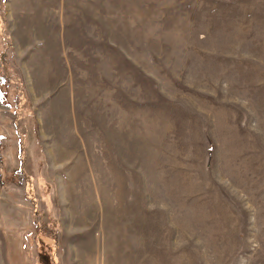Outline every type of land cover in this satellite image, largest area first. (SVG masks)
Instances as JSON below:
<instances>
[{
  "label": "rangeland",
  "instance_id": "1",
  "mask_svg": "<svg viewBox=\"0 0 264 264\" xmlns=\"http://www.w3.org/2000/svg\"><path fill=\"white\" fill-rule=\"evenodd\" d=\"M0 159L14 264H264V0H0Z\"/></svg>",
  "mask_w": 264,
  "mask_h": 264
},
{
  "label": "crops",
  "instance_id": "2",
  "mask_svg": "<svg viewBox=\"0 0 264 264\" xmlns=\"http://www.w3.org/2000/svg\"><path fill=\"white\" fill-rule=\"evenodd\" d=\"M9 191H7L5 188L0 187V223H2L3 221L5 222L6 226H4V230L5 231H9V235L8 237H10V234L14 233V239L11 238H7V240L1 241L0 242V249L2 250V248H7L8 249V253H9V258L11 259L12 263L14 264L13 260H12V254L16 252V245H17V241H16V231L15 228L17 227V221H16V217L18 216V210H17V196L15 194H11V193H7ZM15 196V204H11L9 203L10 201H12V197ZM13 215V221L11 220V216ZM14 249V250H13ZM3 253V255L1 256L3 258V260L5 261V252L1 251ZM4 262L2 261V263L0 262V264H3Z\"/></svg>",
  "mask_w": 264,
  "mask_h": 264
},
{
  "label": "bare ground",
  "instance_id": "3",
  "mask_svg": "<svg viewBox=\"0 0 264 264\" xmlns=\"http://www.w3.org/2000/svg\"><path fill=\"white\" fill-rule=\"evenodd\" d=\"M242 177V176H241Z\"/></svg>",
  "mask_w": 264,
  "mask_h": 264
},
{
  "label": "trees",
  "instance_id": "4",
  "mask_svg": "<svg viewBox=\"0 0 264 264\" xmlns=\"http://www.w3.org/2000/svg\"><path fill=\"white\" fill-rule=\"evenodd\" d=\"M1 160V159H0Z\"/></svg>",
  "mask_w": 264,
  "mask_h": 264
}]
</instances>
